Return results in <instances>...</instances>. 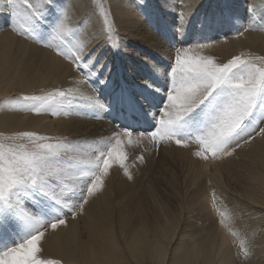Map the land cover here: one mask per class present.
<instances>
[{
	"label": "bare ground",
	"instance_id": "bare-ground-1",
	"mask_svg": "<svg viewBox=\"0 0 264 264\" xmlns=\"http://www.w3.org/2000/svg\"><path fill=\"white\" fill-rule=\"evenodd\" d=\"M108 1L118 29L129 34L128 38L142 39L148 50H142V56L136 63L128 56H122L116 62L121 68L113 65L116 57L112 58V53L106 50L108 36L99 9L95 8V0H63L67 4L66 24L72 27L75 23H81L84 30L78 33L77 43L88 44L84 54L91 53L95 56L94 72L96 75L100 73V77L95 75L92 77L93 82L86 84L81 79L83 75L72 70L74 64L66 69L62 61L55 58L49 50L28 45L17 37L10 28V17L3 18L1 12L5 10V6L4 0H0V18L3 19V26H8V29H2L0 21V101L3 96L26 92L31 87H36L35 83L45 86L44 83L47 85L50 82L58 86L66 85L75 96L87 99L88 107H93L92 102L97 99L109 101L115 91L118 100L112 99L109 102L115 105L120 95H123V89L127 91V88L120 85L122 78L125 81L122 76L125 67L130 68V73H135L138 77L135 84L128 87L136 91L133 95L142 94V85L149 87V90L168 85L166 80L169 75L166 78L165 74L166 68L172 65L174 59L171 54L174 45L163 39L165 32L157 23L155 15L146 9L148 3L139 4L140 0ZM158 1L163 11L161 19L165 20L172 31L169 32L172 34L170 38L181 34L177 32V12L190 14L183 29L185 32L189 21L197 19L199 24L205 23L212 9L220 5L217 3L219 0ZM231 6L239 15V24L246 27L247 24L251 26L259 21L264 26V0H232ZM249 9L255 11L250 12ZM231 42L230 50L234 53L239 52L235 48L237 42H261L264 47V32L246 30L241 38L234 37ZM128 45L126 39L121 42V47L125 50ZM102 66L106 67L104 71H100ZM54 74L58 76L55 77ZM94 82L98 86L96 91ZM157 91L160 92V89ZM143 97L151 106L159 104L155 100V93L152 96L146 92ZM91 111L88 116L92 118L90 123L93 126L89 127L85 122L70 124L57 115H53L54 119L49 115L28 119L12 108L0 106V131L9 133L22 128L25 123L29 126L38 122L40 128L55 133L74 129L76 132L89 134L92 138L102 136L103 139L106 134V142L113 144L116 139H120L123 149L132 144L133 134L116 136L117 132L127 133V129L120 128L118 123L112 125L105 115L97 119V109ZM132 111L138 118H145L143 112L141 115ZM95 112L96 115L93 114ZM158 120L154 121L156 125ZM104 125L106 132L102 133ZM136 135H140L139 141L143 146L155 150L157 143L151 134ZM260 135L262 137L248 148L237 149L231 155L214 157L206 152L203 157H198L192 144L182 147L176 145L175 140L162 141L159 147L161 151L147 149L140 151V155L132 151L131 158H127L128 154L126 156L125 168L121 167L122 174L112 178L117 164L109 169L104 177V185L85 204V215L73 220L66 231L62 230L63 224L50 233L45 232L40 241L41 249H47L51 255L66 262L79 264H264V134ZM104 142L94 143L90 146L91 150H85H105L107 145ZM83 156H87L89 162L97 159L89 153ZM175 157L181 158L189 167L187 191L191 193L192 199L188 200L191 205L186 212L183 209L184 203L174 209L168 201L162 200L160 180L151 192L146 180V176L150 179L156 177L155 168L162 171L160 177L165 181L164 173L174 168L177 162ZM176 182L172 181L171 185L175 200V196L178 199L182 196ZM148 192L149 201H152L150 207L153 218L147 216L145 211Z\"/></svg>",
	"mask_w": 264,
	"mask_h": 264
},
{
	"label": "snow or ice",
	"instance_id": "snow-or-ice-1",
	"mask_svg": "<svg viewBox=\"0 0 264 264\" xmlns=\"http://www.w3.org/2000/svg\"><path fill=\"white\" fill-rule=\"evenodd\" d=\"M7 3L11 6L10 28L62 51L78 72L91 68L95 56L84 54L87 43L69 41L75 54L61 43L53 44L61 37L68 39L71 32L62 11L64 3ZM49 12L56 16L54 22L47 20ZM189 15L177 12V32L183 33ZM85 75L87 84L96 73ZM165 95L159 127L151 132L154 140L175 139L176 145L182 147L195 141L200 146L195 153L198 157L209 151L214 157L231 155L241 141L248 143L253 139L258 124L264 123V57L237 55L227 62H218L212 56L192 55L190 46L177 47ZM68 96L63 90L49 96L22 95L17 103L39 113L61 107ZM92 104L107 108L99 99ZM259 132L264 134V128ZM123 134L132 133L117 132L116 136ZM18 138H26V142L15 143ZM10 140L9 145L0 144V264H59L40 258V241L49 227L56 229L66 223L62 213L68 208L67 201L77 199L79 204H73L70 210L78 211L103 186L113 164L125 167L121 140L99 150L98 158L90 164L75 160L66 144L48 142L49 137L34 132H23Z\"/></svg>",
	"mask_w": 264,
	"mask_h": 264
},
{
	"label": "rangeland",
	"instance_id": "rangeland-1",
	"mask_svg": "<svg viewBox=\"0 0 264 264\" xmlns=\"http://www.w3.org/2000/svg\"><path fill=\"white\" fill-rule=\"evenodd\" d=\"M96 2H97V4H96ZM140 2H142L143 4H145V2L148 3V6H146V9H148L150 13L155 15V17H156L155 19H156L157 23L165 32L163 39L167 42L169 41V42L173 43L174 46H173L172 51H171V54L173 57L175 55L176 47H181V46H190L192 48L191 49L192 55L212 56L218 62H227L229 59H231L237 55H242L244 58L264 57V47H263V43H261V42H256V43L252 42V43H245V44L237 42L235 44V48L239 52L234 53L230 50L232 47L231 39L234 37L241 38L244 31L250 30V31H256V32H264V26H262L261 22H259V21L257 23L251 24V26L247 24L246 27L243 26L242 24H239L240 22L237 21V19H239V15L236 13V11L231 6L232 0H219V2L217 1V3H220L219 7L213 8V9L211 8L212 12H210V14L212 16L210 15L209 17H207L205 20V23L199 24L197 19H196V21H193V22L189 21L187 23V30L185 32L178 35L177 37L174 35L171 38H170V36L172 34H169V32H172L171 29L168 28V25L166 24L165 20L161 19V15H162L163 11H161L160 5L157 3L159 1L158 0H140L139 4H140ZM94 3L96 5L95 8L97 10L99 9L98 12H99V14H101L102 19L105 23L104 25L106 28V34L108 36V44H107L106 50H108V52L112 53V56H111L112 58L116 57V60L113 63V65H117L116 62L118 61V58H121L122 56H126V57L128 56V57L133 59V63H136L137 60H139V58H141V56H142V50H148L143 45V40L140 38H136V39H132L130 37L128 38L129 34L118 29V26L116 23L117 21L113 16V13L110 9L111 6H110V3L108 0H95ZM58 4L62 5L63 0H58ZM3 5L5 6V10H3V12H1V13H3V18L4 19H5V17L9 18L8 11L10 10L11 6L7 3V0H4ZM145 5H147V4H145ZM66 7H67V4L64 3L63 8H62V11H64V13L67 10ZM220 7H222L221 10H220ZM102 11H103V13H102ZM65 15H66V13H65ZM55 19H56V16L52 12H49L47 15V20L51 23V22H54ZM0 21L2 24L3 19L0 18ZM206 22H207V24H206ZM67 26H68V28L71 29V32L68 34V39H64L63 37H61L60 40L54 41L53 44L61 43L65 46H67L68 48H72V43H77L78 33H80L81 31L83 32L84 28H82L81 23H75L74 26H72V27L69 26L68 24H67ZM1 28L2 29H8V26L6 24H5V26H3V24H2ZM1 28H0V30H1ZM12 31L17 37L21 38L22 41L26 42L28 45H34V46L40 47L42 49L49 50L55 58L60 59L62 61V63L65 65L66 69L68 66L71 67V64H74V68L72 70L76 71L77 74L81 73L83 75L81 79L84 82L87 80V76L85 74L87 72H94L95 63L92 64L90 69L85 68L84 72H78L76 69L75 63L72 62L69 59V57L64 56L62 54V51L57 50L54 46L49 47V46L42 45L38 40H33L31 38H28L26 36L21 35L18 29L17 30L12 29ZM197 35H200V36L197 37ZM125 39L127 40L128 44H129L127 50H125L121 47V42ZM69 41H71L72 43H70ZM160 42L163 43V41H160ZM197 45H203V46L202 47H196ZM72 53H74V54L76 53L75 48H72ZM99 60H100V58H99ZM123 61L125 62V60H123ZM108 62L110 63V60H108ZM168 64H169V62L167 63V65ZM167 65H166V67H167ZM171 66H173V61H172ZM171 66L166 68L167 73L165 74V77L167 75H170V71L172 68ZM105 68L106 67L102 66V69H100V71H104ZM119 68H121V67H119ZM123 71H124V73H122V71H121V73L123 74L122 76H124L125 81H123V78H122L120 80L121 81L120 85L123 88L124 87L127 88V91H125L123 89V95H120L119 101L115 105H113V103H109L112 99H117L116 98L117 94L115 93V91L112 92V97L109 101L103 100V104L107 106L106 110L98 108L96 106L92 107V105L90 107H88L86 105V103H89V101L87 99H85L84 97L79 98V97L75 96L74 93L71 92L68 89V87H66V85L58 86V85H56V84L54 85L50 82H48L47 85L44 83L45 86H41L40 83H35L36 87H31L26 92L11 94L10 96H3L4 98L0 101V106L2 108H12V109L16 110L20 114V116H26L28 119H34V118L37 119V118L41 117L42 115H44V116L49 115L51 119H54L53 115H57V116H61L63 119H66L70 124L74 123V122H85L89 125V127L93 126V124L90 123V122H92V118H90L88 116V115H90L88 113L92 112L91 110L92 109L94 110V108H95L98 111V114L95 118L100 117L101 115H105V117L108 118L107 120L112 125H117V123H118L119 125H117V126H119L120 128L127 129L128 131L130 130L132 132L133 142H132V144H130L127 147V149H124V151H126V156H127V154L129 156V157L127 156L128 159L131 158L130 155H132L133 152H135L136 155H140V151H146L147 149L149 151H161L159 147H160V144L162 141L155 140V143H157V146L154 150L152 147L147 148V147L143 146L139 141L140 135H136V134H151V132L154 130V128L157 125H159V122L156 125L154 123V121L160 119L163 115V109L160 108V105L162 106L164 100L166 99L165 94L168 90V85H165L163 88L158 87V89H160V92L157 91L158 89L157 90H149L150 89L149 87L142 85V86H140V88L143 89L142 94L133 95L136 91L131 90L128 87L130 86V84H135L134 82H136L138 77L135 73H133V74L130 73V68L127 69V67H125V69ZM53 76L57 77L58 75L54 74ZM96 76L100 77V73L98 72ZM166 81L169 83V79H167ZM90 82H93L92 78H91ZM90 82H88V83H90ZM94 84H95V82H94ZM94 87H95V90H98V86H96V84ZM61 90L69 93V96L67 97L66 102L61 107H58V108L49 109L47 111H41V112L37 113V112L31 111V110H28V107L17 103L19 97H21L22 95L49 96V95H52L54 93H58ZM146 92L151 94L152 96L155 93V97H156L155 100L159 101V104L157 106H153V105L151 106L148 104L147 99L145 97H143V95H146ZM138 93H141V92H138ZM120 94H121V92H120ZM101 96L104 97V95H101ZM57 99H64V98L57 97ZM150 100L152 101V99H150ZM132 110L139 112L141 115L144 113L145 118H143V119L138 118L136 115L133 114L134 112ZM93 114L96 115V112ZM97 119H99V118H97ZM94 123L97 124L95 122V120H94ZM27 125L28 124L25 123L22 128L15 130V131H12V132H9V133L0 131V144L9 145L12 143L10 138L18 137V135L20 133L30 131V132L37 133L39 135H43L45 137H49L50 140L48 142L66 144L68 146V148L71 150L73 158L75 160H77L78 162H82L83 164L94 163L96 160V159H94L93 161L91 160L89 162L88 157L87 156L84 157L83 155L89 153L90 156L97 157V158L99 155V151H87V150H85L86 148H89V150H91L90 146L92 144H94V143L100 144V143H102L103 140L105 141L104 143L107 145L106 149L109 147V145H111L109 142H106L108 140V135H106V134H104L105 139H103L102 136L92 138L89 136V134H85L83 132H76L74 129L73 130L71 129L70 132L66 131L63 133H55V132L50 131L49 129L40 128L41 126L39 125L38 122L31 124L29 126H27ZM97 125H99V124H97ZM105 127H106V125H104L102 127V129H103L102 133L106 132ZM158 127L159 126H157V128ZM260 128H264V123L258 124L257 130L252 133V136L254 137L253 139H251L248 143H244L243 141H241L240 146L238 148H236V150L237 149L239 150L242 148H248L251 143L255 142L256 139L261 138L262 135H260V132H259ZM173 140H175V139H173ZM25 142H26V138L25 139H19L18 138L15 141V143H17V144L25 143ZM189 144H192L193 150L200 151V146L195 141H191V142H189ZM208 155L209 156L212 155L210 151L208 152ZM156 157H157V155H156ZM176 159H177L176 160L177 162L175 163L174 168L168 169L164 173L165 181H164V178L160 177L162 175V171L156 170L155 168H154V170H155L156 177H153L150 179L146 176V180L149 183L148 186H149L150 192L152 190H154V187L157 186V184L161 183V184H159L160 187L159 186L158 187L160 188V192H161L160 197H162V200L164 199L163 201H168L170 206L174 209L176 207L179 208L180 206H182L181 203H184L183 209L186 212L189 210V207L191 205V202H189V201H191V199H192L191 193L189 191H187V187L189 185L188 180H187V173H188L189 167L187 166V164L185 162H183V160L181 158H176ZM183 164L186 168L187 167L188 168L186 169L183 166ZM181 166H182V168H181ZM119 173L122 174V169L119 166V164H117V169L115 170L114 174L112 175V178H113V176H117ZM157 173H158V176H157ZM173 173H174V176L172 175ZM127 174H128V172H127ZM166 175H168V176H166ZM176 177H177V179H176ZM172 178H174V180ZM159 180H160V182L158 183ZM175 180L177 181L176 183L178 184L180 194L182 195V196H180L179 199H178V196H175V197H177L176 198L177 200L174 199V195H173L172 190H171L172 181L175 182ZM154 182H156V183H154ZM169 183H171V184H169ZM103 185H104V182H103ZM181 186H182V188H181ZM69 187L71 188L73 186L69 185ZM65 195H68V193H66ZM92 196L88 198L87 203H83L80 206L78 211H71L70 210V209H72L73 204H79V201L77 199H72V200L67 201L68 208L65 209L64 213H62L63 218L66 221V223L64 224V227L62 228L63 231H66L67 229H69L71 222L73 220L75 221L77 219H80L82 216L85 215L86 209H84V206H85V204L89 203V200L92 198ZM146 199H147V201H145L146 215L149 217H152L153 214L151 213V207H150L152 201H149V199H150L149 198V192L146 193ZM81 223L83 224V222H81ZM82 224H81V227H82ZM52 230L53 229L50 228V229H47L46 232L50 233ZM82 237L84 238L85 236H82ZM40 258L49 259V260H56V261H59V264H79V263L66 262V261H64V259H62L60 257L53 256V255H51L50 252H48L47 249H41Z\"/></svg>",
	"mask_w": 264,
	"mask_h": 264
}]
</instances>
